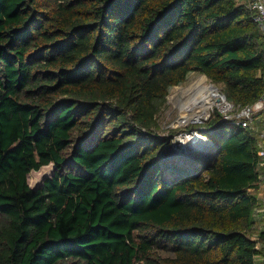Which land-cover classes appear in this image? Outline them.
Returning <instances> with one entry per match:
<instances>
[{"label":"trees","instance_id":"trees-1","mask_svg":"<svg viewBox=\"0 0 264 264\" xmlns=\"http://www.w3.org/2000/svg\"><path fill=\"white\" fill-rule=\"evenodd\" d=\"M248 3L0 0V264H256L255 139L216 111L213 147L175 158L157 120L191 73L264 95Z\"/></svg>","mask_w":264,"mask_h":264},{"label":"rangeland","instance_id":"rangeland-1","mask_svg":"<svg viewBox=\"0 0 264 264\" xmlns=\"http://www.w3.org/2000/svg\"><path fill=\"white\" fill-rule=\"evenodd\" d=\"M199 81L200 82L203 81L207 85H214L215 87H217V88H215L217 90V94L218 95H224L226 97V95L223 93L222 87L220 85L214 84L207 76L202 75L200 73H191L188 76L185 83L171 88L168 96L166 97V100L158 108L157 120L161 126V130L159 131L161 133V135L169 134L170 130H180L181 129L180 134L178 136H176L173 144H175L177 142V140H180V142L182 144V140H188V138H186L187 135L194 136V133H196L197 135L200 136L201 135L200 132L204 131V129H200V128H202V127H204V125L208 124L215 116V111L217 110L216 106L214 107L215 109L214 108L212 109V107H211V109H209L207 115H205V114L201 115V112H199V113L197 112L196 114L198 116H196L194 110H191L189 107H184L183 105L180 104L181 102H185V100H184L185 97H183V95L180 94L181 91L183 89L188 88L192 84L199 82ZM206 91L207 90L204 89L205 94H206ZM180 99H181V102H180ZM217 99H218L217 97L214 99L216 101L215 102L216 104H217ZM212 102H213V98H212ZM199 115H201V116H199ZM188 116H196L198 118L196 119L194 117L191 122H186V123L180 122L181 121L180 119L182 117H188ZM194 119H196V120H194ZM190 128L192 129L191 131L182 132L184 130H188V129L190 130ZM201 136L207 140V146L204 145L202 148L198 147L197 150L193 149L194 151L191 150L190 152L187 150L185 153H183V152L172 153V147H171L170 155L175 157V158H181V157L187 158V157L192 156L193 154L203 152L206 149L213 147L212 143L210 141H208L207 137H205L203 135H201ZM54 170H55L54 165H49V166L43 167L40 171L31 172L28 176V183H29L30 187L32 189H36V188L40 187L46 178H49L54 174ZM263 191H264V180H262L260 182L259 191L255 192V195L258 197V201H259V205L256 209L257 224L255 225V228H256L255 232H257L260 228H263V226H264V211H263V209H264L263 197L264 196H263ZM261 220H262V222H261ZM156 251L159 255L164 256V257L172 256V253H171L169 246H167L165 243H159L158 249H156ZM261 256H264V255H261Z\"/></svg>","mask_w":264,"mask_h":264},{"label":"built area","instance_id":"built-area-1","mask_svg":"<svg viewBox=\"0 0 264 264\" xmlns=\"http://www.w3.org/2000/svg\"><path fill=\"white\" fill-rule=\"evenodd\" d=\"M248 8L253 14L254 23L264 34V0H249ZM217 97V104L212 109L216 106V111L222 117L221 122H228L232 127L243 129L255 139L258 149L257 169L260 180H264V95L246 106L234 105L224 95L217 94ZM186 138L193 136L187 135Z\"/></svg>","mask_w":264,"mask_h":264},{"label":"bare ground","instance_id":"bare-ground-1","mask_svg":"<svg viewBox=\"0 0 264 264\" xmlns=\"http://www.w3.org/2000/svg\"><path fill=\"white\" fill-rule=\"evenodd\" d=\"M202 80V79H201ZM214 85H207L205 82H196L189 86L186 89H183L181 91V95L185 97V102H181L180 104L184 107H189L191 110H194L195 114L198 112H201L202 114L207 115L209 109L213 107L216 103L214 100L217 97V90ZM204 89H206V94L204 93ZM216 90V91H215ZM178 93V92H177ZM178 96V95H177ZM179 97V96H178ZM213 98V102H212ZM219 98V97H217ZM175 99V98H174ZM177 99V98H176ZM177 103V102H176ZM199 115V116H201ZM196 116H198L196 114ZM196 116H188V117H182L180 120L181 123L191 122L192 119L195 117L196 119L198 117ZM194 119V120H196ZM193 120V121H194ZM184 141V142H183ZM209 141V140H208ZM204 145L207 146V140L204 137L197 136L196 139L189 138L188 140H182L181 148L177 150L178 153H185L187 150L190 152L193 149H198V147H203Z\"/></svg>","mask_w":264,"mask_h":264},{"label":"water","instance_id":"water-1","mask_svg":"<svg viewBox=\"0 0 264 264\" xmlns=\"http://www.w3.org/2000/svg\"><path fill=\"white\" fill-rule=\"evenodd\" d=\"M217 88V87H216ZM198 135H194L193 138L196 139ZM181 148V142L180 140H177V142L175 144H173L172 146V153H178L177 150H179Z\"/></svg>","mask_w":264,"mask_h":264},{"label":"crops","instance_id":"crops-1","mask_svg":"<svg viewBox=\"0 0 264 264\" xmlns=\"http://www.w3.org/2000/svg\"><path fill=\"white\" fill-rule=\"evenodd\" d=\"M263 196H264V191H263ZM263 200H264V197H263ZM263 211H264V209H263ZM261 222H262V220H261ZM261 229H264V226H263V228H261ZM256 264H264V256H259L258 258H257V260H256Z\"/></svg>","mask_w":264,"mask_h":264}]
</instances>
